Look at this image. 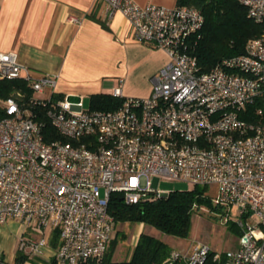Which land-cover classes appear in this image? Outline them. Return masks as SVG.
Instances as JSON below:
<instances>
[{
  "label": "built area",
  "instance_id": "1",
  "mask_svg": "<svg viewBox=\"0 0 264 264\" xmlns=\"http://www.w3.org/2000/svg\"><path fill=\"white\" fill-rule=\"evenodd\" d=\"M97 1L109 18L121 12L135 40L162 49L169 60L148 96H124L118 86L112 95L123 98L119 106L90 109L82 98L56 97L54 78L34 75L17 53L0 51V79L50 90L48 98L25 99L18 91L1 100L0 225L15 220L31 234L20 235L31 260L56 231L58 245L46 262L53 256L56 264H89L105 255L114 234L112 192L126 203L167 193L150 176L213 184L214 203L225 212L239 208L238 246L220 252L194 240L160 264H264V0H241L262 33L207 71L188 50L204 22L197 8ZM39 113L59 138L45 140Z\"/></svg>",
  "mask_w": 264,
  "mask_h": 264
},
{
  "label": "crops",
  "instance_id": "2",
  "mask_svg": "<svg viewBox=\"0 0 264 264\" xmlns=\"http://www.w3.org/2000/svg\"><path fill=\"white\" fill-rule=\"evenodd\" d=\"M133 1L176 5V0ZM0 51L17 53L34 75L54 78L57 94L68 100L112 93L118 86L124 96L146 97L153 76L169 60L162 49L135 40L126 17L116 12L109 18L97 0H0ZM12 223L0 225V236L22 234L20 224L9 230ZM145 227L138 223V235ZM2 246L0 254L12 261Z\"/></svg>",
  "mask_w": 264,
  "mask_h": 264
},
{
  "label": "trees",
  "instance_id": "3",
  "mask_svg": "<svg viewBox=\"0 0 264 264\" xmlns=\"http://www.w3.org/2000/svg\"><path fill=\"white\" fill-rule=\"evenodd\" d=\"M176 5L193 6L203 14L202 27L188 39V50L196 56L202 71L209 70L223 58L243 53L247 42L262 33V25L249 15L241 0H176ZM18 91L25 95V99L33 93L23 78L0 79V115L3 112L1 100ZM56 97L62 98L60 94H56ZM89 99L90 109H112L123 101L122 97L105 92L92 93ZM39 116L42 121H45L43 127L45 140L59 138L60 135L56 133L42 113H39ZM242 117L249 118L243 114ZM214 210L226 213L223 206L214 203L212 197L206 193V185L194 184L191 189L170 190L160 196L148 195L135 203H126L121 193L112 192L108 202V212L115 222L114 234L105 255L99 261L92 260L89 264H160L175 247L145 232L144 229L137 236L128 259H113L118 235H121V238L125 237L124 234L116 231L117 223H142L144 226H152L165 234L187 238L193 213ZM230 229L238 236L241 234V229L236 223L230 224ZM21 236L26 239L31 234L24 231ZM49 243L52 249L57 247L58 234L56 231L52 234ZM28 259L29 254L24 253L20 248L15 252L9 264H27ZM0 264H7L2 254H0ZM42 264H56L55 258L52 256L49 261ZM207 264H211V260H208Z\"/></svg>",
  "mask_w": 264,
  "mask_h": 264
},
{
  "label": "rangeland",
  "instance_id": "4",
  "mask_svg": "<svg viewBox=\"0 0 264 264\" xmlns=\"http://www.w3.org/2000/svg\"><path fill=\"white\" fill-rule=\"evenodd\" d=\"M33 95L37 98H48L50 96V90L46 88L43 92L35 91L33 92ZM78 100L79 99H76L74 101ZM82 101L84 108L90 107L89 95L84 96ZM148 178L151 180L152 186L162 192H168L170 190L191 189L194 186L193 183L179 179L169 180L156 176H150ZM206 193L211 197H215L217 193L216 185H206ZM239 215V208L237 206H231L227 208L226 213L218 210L194 212L192 215L189 236L187 238H178L165 234L152 226L145 227L144 231L155 235L156 237L168 242L171 247L178 249H186L192 241L201 240L207 243L215 251L221 252L227 249H234L238 246V235L230 229V224L236 223L239 219ZM11 221L13 223L11 226H9V230H13L16 225H19L17 221ZM247 221L249 223L252 222L251 219H248ZM137 227L138 223H117L116 231H118L119 234H124L125 237L121 238V235H118L119 239L112 255L113 259L125 260L130 257L132 248L137 240ZM12 233L7 234L3 232L0 236V245H3L2 248H4L5 253L8 255V259L11 260H13L15 252L21 248L20 234L16 233L17 235H14V233ZM21 249L24 253H30V247L28 245H25ZM52 251L53 249L48 247L39 255H34L33 260H37L41 263L46 262V258H49L51 254L50 252ZM33 260L29 258L26 263L34 264Z\"/></svg>",
  "mask_w": 264,
  "mask_h": 264
}]
</instances>
